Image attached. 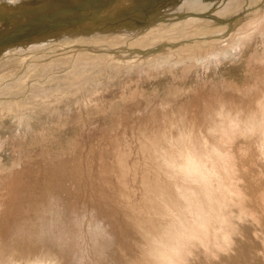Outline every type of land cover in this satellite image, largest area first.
<instances>
[{
  "label": "rangeland",
  "instance_id": "374dc122",
  "mask_svg": "<svg viewBox=\"0 0 264 264\" xmlns=\"http://www.w3.org/2000/svg\"><path fill=\"white\" fill-rule=\"evenodd\" d=\"M238 3L0 0V264H126L132 259L134 264H264V72L256 79L257 73L248 68L255 55H264V15L253 29L233 33L222 48L195 60L157 56L128 66L116 60L107 63L104 54L140 45L135 35L152 20L176 13L219 15ZM238 14L226 18L229 22L222 23L225 20L218 16L213 21L221 22L218 29L227 23L232 28ZM152 31V36L158 33ZM147 38L141 45L149 43ZM236 89L233 94L238 98L251 99L248 108L255 116L225 98ZM143 117L144 129L139 130ZM178 131L183 133L179 138ZM186 152L194 162L184 166ZM138 158L146 160L142 168ZM101 169L104 175L117 170L119 178L109 176V181L127 182L124 190L130 195L122 196L137 199L141 215L130 216L126 207L119 213L112 206L109 197L114 189ZM154 170L176 181L165 178L168 186ZM149 172L151 186L146 188L143 176ZM153 174L162 180L157 177V183ZM200 181L211 190L201 196L207 202L202 198L192 202L200 220L161 230L158 221L169 219L162 214L161 197L167 198L162 190L178 191L181 196L175 198L183 203V197L195 195L182 187L196 188ZM43 185L48 187L40 195L45 203L42 216L25 214L28 198ZM84 211L85 218L80 214ZM117 211L122 217L115 216ZM138 216L151 222L163 217L156 221L154 248L146 238L153 231ZM78 217L83 222L76 226ZM112 217L122 234L102 252L104 239L92 244L88 221L98 220V229L110 232ZM20 220L32 223L33 242L12 241L19 234ZM42 223L49 226L51 239H37ZM72 232L76 237L70 240ZM161 240L168 250L178 251L176 257L160 259Z\"/></svg>",
  "mask_w": 264,
  "mask_h": 264
},
{
  "label": "bare ground",
  "instance_id": "6f19581e",
  "mask_svg": "<svg viewBox=\"0 0 264 264\" xmlns=\"http://www.w3.org/2000/svg\"><path fill=\"white\" fill-rule=\"evenodd\" d=\"M239 1H240V3H238V5L236 4V5L230 6L228 8H225V10H223L222 13H220L219 15H213L211 13H210L211 15L209 13H203V14H199V15L198 14H195V13H184V14H178V13H176V14H172V15L166 17V18H159V19H156V20H152V21L148 22L147 24L143 25L141 27V32L140 33L138 32L137 35H135V37H136L135 40H138V41L140 40V45L137 44V45H133V46H130V47L125 46V47L120 48L119 50L106 51L104 53V54H107L108 55L106 62L108 63L111 60H116V63H119V62L120 63H125V64H127L129 66V65H134L136 62H140V61H144L142 63L151 62L152 60H155L157 58V56H166V57L174 58V59H177V60H185V59H194L195 60L200 55L207 54L208 52H210L212 50L214 51L217 48H222V46H220L222 43H227L226 41H231L233 39L234 36H231L233 33L236 34L237 32H243L245 30H251V29H253L254 28V25H255V22H257L259 19H261L263 17V15H264V4H263L264 3V0H239ZM254 1H256V2H254ZM261 4H263V5H261ZM245 7H247V8L245 9ZM236 13H239L237 17L240 16V18H238V22L237 23H234L232 25V28L231 27L229 28L228 27V23H227V24H225L223 26L221 25V28L218 29L219 28L218 27L219 26L218 22L219 23H221V22L219 20L216 21V22H214L216 20L217 16L220 17L221 19L225 20V21H222V23H223V22H229L228 19H226V18H229L232 15H235ZM173 17H176V18L178 17L179 19L178 20L176 19L174 21L173 20ZM137 19H131V21H134V20H137ZM210 20H212V21L214 20V21L213 22H210ZM205 28H207V29H205ZM151 30H153L152 32L158 31V33L156 35L152 36V34L150 33ZM214 30H219L220 31L219 34L218 35H214L213 34V32H215ZM230 30H231V32H230ZM232 30H233V32H232ZM227 31H228L229 34L226 37L225 34L227 33ZM210 34H213V35H210ZM147 37H150L149 40H147V41H149V43L141 45V41L142 40H145V39H148ZM224 37H226V38H224ZM172 43H174V45ZM140 49H142V50H140ZM122 55H126L128 57L124 59V57H126V56H122ZM134 55H136V56H134ZM112 57H114V59ZM253 59H255L256 61L250 62L248 68H249L250 72L252 71L253 73H257L258 76L255 74L256 75V79H257V77H259L261 75V70L264 72V55H261V57L260 56L258 57V56L255 55V57ZM259 80H257L258 83H259ZM262 91H264V90H262ZM233 92H237V89L235 91H230L229 92L230 93L229 96L226 95L225 98H227V99L230 98L231 101H235V102L239 103L240 105H242L243 107L245 106L247 108H248L249 104L252 103L251 102V99H248V100L240 99V98H238L236 96L237 93L234 95ZM261 98H262L261 96L258 97V99H261ZM244 109H246V108H243V110ZM253 111H254L253 109L248 108V109L245 110V113L248 116H255L256 114ZM142 119H145V117L141 118V121L139 122V126L137 127L139 130L140 129L141 130L144 129V125H142ZM132 128H134V127H132ZM181 135H183L182 131H178L176 133V136H178V138ZM213 148L214 147H212L211 149H213ZM189 153L190 152H186L187 159L185 161L184 166H187L190 163L194 162L193 158L190 157V154ZM138 159H139V161H141L140 158H138ZM145 161L146 160H144L143 163H145ZM173 162H175V161H173ZM140 163H142V161ZM140 163L138 162V165L137 166H139ZM143 163L141 164V168H142V165H144ZM147 163H148V161H147ZM147 166L149 167V164ZM151 166H152V164L150 165V169H152ZM137 169H140V168L138 167ZM101 170H102V176H104L105 179L108 182L107 184H111V187L114 189V191H112L113 192V196L111 195L112 198L109 197L110 201H112V203H113L112 206H114L115 209L119 211V213L123 212V210H125V207H126V209L128 208V210H127L128 212H129V209L132 212V213L129 212L130 216L134 217L135 213H137L138 215H141L142 213L139 214L138 211H137L138 209H140L139 208V206H140L139 201H137V199L136 200H134V199L133 200H128L129 198H126V197H125L126 199H124V196H122V195H124L123 193H126L127 194V189L124 190V187L127 186V182L124 179H123L124 181L123 180H116L114 183L111 182V181H109V180H111V178L109 176L113 177L114 179L119 178V177H117L118 176L117 170L115 169L111 173L105 172V175L103 173L104 170L103 169H101ZM140 170H142V172H143L144 168L143 169H140ZM145 171H147V170H145ZM95 172H97V174L99 173V171H97V169L95 170ZM155 172L160 177H161V174L163 173V171H162L161 174L158 173L159 171L158 172L155 171ZM143 173H145V172H143ZM99 174H101V173H99ZM151 174H152V172H149V173H146L145 174L146 176H143V177H145V180H143L142 184L145 185L146 188H148L149 186H151V182H149V176H151ZM156 174H155V176H156ZM163 174H162V178L167 173L164 176H163ZM123 176H125L124 175V172H123ZM155 176L153 174V177H152L153 180L154 179L156 180L157 177H158V176H156V178H154ZM132 177H134V176H132ZM168 177H170V176H168ZM135 178H134V180H135ZM165 178H167V177H164V179ZM170 178H172V177H170ZM39 179H40V183H41V178H39ZM158 179H159V177H158ZM168 179L169 178H167V180ZM139 180H140V178H139ZM150 180H151V177H150ZM159 180H162V179L160 178ZM159 180H158L157 183H159ZM174 180L175 179L173 178V181H172V179L171 180H168V181H171V183H172V182H175L176 181V180L175 181ZM138 182L140 183V181H138ZM164 182H165V184H167L166 183V179H165ZM135 183L137 184V182H135ZM161 183H163V181L160 182V185H161ZM136 184H135V186H137ZM165 184H163V185H165ZM172 184H174V183H172ZM178 184L181 185L180 183H178ZM130 185H132V182H131ZM197 185H198L197 186L198 188L197 187L195 188L193 186L194 188L191 187L192 189L191 188H188L187 185H184V186H186V188H188V189H185V188L183 189L182 185L180 186V187H182L183 192L185 190H187V191L191 192L192 195H195V197L194 196L193 197H191V196L189 197L188 196V195H190V193H189L187 195L188 197H186V198H184L183 197L184 195H183L182 196L183 197V203L182 202L181 203L180 202H177V200L175 198L176 194H177V196L178 195L181 196V194H179V192L177 190L176 191L178 193L176 192V194H175V190L173 191V189L170 188V187L168 188V190L164 191V189L162 188V186H157L160 190L163 189L162 190V195L164 197L167 196V198H162L161 197L162 200L165 199V205L163 207L161 206V208L163 210L162 214L163 215L165 214L164 217L169 216V219L166 218V222L164 220L158 221L159 219H161L163 217L158 218V220L156 219V221H158L157 225L160 226L161 230L172 228L173 225L174 226H178V227H185L186 226L184 224L185 221L190 222V223H193V222L197 221V219L200 220V217L202 215L200 213H198L199 211L196 212L197 210H195V207L192 205V202H195L194 200H200L202 198L201 197L202 194L204 196L205 195H208V193L211 190H208V189L205 188L206 185L203 183V181H200L199 184H197ZM168 186H170V184ZM15 187H17V186H15ZM41 187L42 188H40L39 190L35 191L28 198V200H27V206L24 209L26 211V213H25V211L23 213H25V214H31V215L34 214V215H37L38 217L42 216L43 211H41L40 208H43V204H45V203L43 202V197H41V196H44V195H42L41 192H42V190L46 189L48 186L47 185H43ZM129 187H128V189H131V187L130 188ZM138 187H140V186H138ZM165 187L166 186H164V188ZM173 187H176V186H173ZM120 189H122V190H120ZM159 189L158 190L156 189L157 190L156 192H158ZM132 190H142V189H133L132 188ZM132 190H130V191H132ZM182 190L180 189V192H182ZM136 192H138V191H136ZM136 192H134L135 193L134 195H136ZM138 193H137V195H138ZM142 193L143 192L140 191V194L141 195L145 194V192L143 194ZM128 195H130V192L126 196L129 197ZM132 196H131L130 199H132ZM122 197H123V199H122ZM145 197H143V198H145ZM182 197H180V198H182ZM44 198H46V196ZM134 198H136V197H134ZM143 198H142V200H143ZM157 198L159 199V197H157ZM201 200H204V199L202 198ZM206 200H208L207 197L205 198V200L203 202L204 203L207 202ZM135 201H137L139 205ZM151 201H152V199H151ZM96 202L93 203V204L96 205ZM153 202H154V200H153ZM159 202L160 201H158V203ZM128 203H130V204H128ZM146 203H148V202H146ZM158 203H156V204L158 205ZM161 203H162V201H161ZM178 203H180V204H178ZM98 204H100V203H98ZM156 204H153V208L155 207L154 205H156ZM99 206H98V210H99ZM150 206H149V208H150ZM146 207H147V205H146ZM156 208L158 209L157 206H156ZM36 209H37V211H36ZM115 209H114V211H116ZM157 209H155V210H157ZM34 210L36 211V213L34 212ZM159 210L162 211L161 209H159ZM181 210H184V212L182 213ZM118 211L116 212V215L115 216H117V215L121 216L118 213ZM145 211H147V210H145ZM81 212H83V210ZM145 213H147V212H145ZM173 213H174L175 217H178L177 219L175 217H172L171 216ZM14 214L16 215V213H14ZM21 214H22V212L19 215H21ZM80 214L83 215L81 217L85 218L84 216H87L88 213H85V211H84V213H80ZM153 214H154V212H153ZM157 214H159V213H157ZM8 215L7 216L10 218L12 216V212L10 211V213H8ZM65 215L66 214L63 213L62 214V217L63 218L60 217V221L61 222L64 221ZM144 215H146V214H144ZM136 216L137 215H135V217ZM181 216H183V218ZM78 218H79V221H76L75 222V225L76 226L77 225H81L82 222H83L82 220H80V217H78ZM137 218H139L138 220H140V219L142 220V221L141 220L140 221L147 227L148 230L153 231V232L146 233V238L150 239L149 241H147L148 244H149V246L151 245L150 247L151 248H154V246H153L154 245L153 244V240L154 239H158V234H159L158 232H154V230H156V227H155L156 221H153V218H155V215L153 216V218H151L152 219V222L150 220H148V217H147V221L146 220L144 221L142 219V217L140 218V216H138ZM216 218L217 217L212 218V219H216ZM88 219H90V218H88ZM84 221H85V219H84ZM78 222L81 223V224H77ZM88 222H89L88 225L90 226V238H91L92 244L95 245V242H99L97 240L100 239V238L101 239H104V241L101 242L102 243V246L100 247V249H102V252L106 250V248L108 247L109 244H111V240L115 242V238L116 237H120V234H122V233H120V229H119L120 224L117 221V219L114 218V217H112V227L109 226L110 227V232H108L106 230V228L104 229V227L98 229V225H100V222L98 220H95L94 219V221H92V219H90ZM17 223L20 224L19 225V230H17L19 232V234L18 235H15V237L12 236L13 237V240L12 241H21V242H24V241L26 242L27 241V242H33V237H34L36 231H34L33 228L31 227L32 223L30 224V226H29V223H27V221H24L23 222V221L20 220ZM123 223L124 222L122 220L121 224H123ZM135 224H136V222H132L129 225L132 228L135 229L136 228V225ZM48 227L49 226H47L46 223H42L41 230L39 231V236L37 237V239H43L45 236H50L49 238L51 239L50 229ZM195 229H198V228L196 227ZM207 230H208L207 228H202L201 232L204 233V234H207ZM74 231H75V229H74ZM72 233H73V236L70 238V240L72 238L74 239V237H76V235H74V232H72ZM77 233H79V232H77ZM170 233H175V232H172V230H171ZM63 235L65 236V233ZM63 235H62V237H63ZM68 237H70V236H68ZM163 243L164 242L162 240L161 241H158V243H157V246H160L161 245L163 247V249L161 247V249L163 251L162 250L161 251L158 250V253H159L158 255L160 256V259H161V256L164 259H166V257H169V259H172V258L176 257V254L178 253V251H175V250L170 251V250H168V248H169L168 244L167 243H164L165 246H163L162 245ZM72 246H75V242H74V245H72ZM76 246H78V245H76ZM93 247L95 249V246H92V249H93ZM76 248H78V247H76ZM3 249H4V247H3ZM96 251H97L96 254H99L98 253L99 251L98 250H96ZM93 252H95V251L93 250ZM101 254L102 253L100 252V256H101ZM154 254H156V253L154 252ZM75 256H76V254H75ZM135 256H136V254H135ZM135 256H133V257L135 258ZM97 257H99V256L97 255ZM102 257H103V254H102ZM102 257L100 259H103L104 258V257L103 258ZM133 260L134 259H132L131 262L128 261V263H126V264H134L135 262H133ZM137 260H139V258ZM135 261H136V258H135Z\"/></svg>",
  "mask_w": 264,
  "mask_h": 264
},
{
  "label": "water",
  "instance_id": "95a60500",
  "mask_svg": "<svg viewBox=\"0 0 264 264\" xmlns=\"http://www.w3.org/2000/svg\"><path fill=\"white\" fill-rule=\"evenodd\" d=\"M230 32H231V30H230ZM232 32H233V30H232Z\"/></svg>",
  "mask_w": 264,
  "mask_h": 264
}]
</instances>
